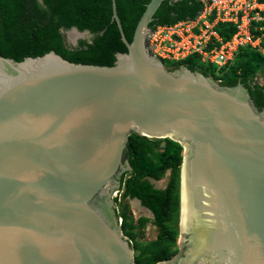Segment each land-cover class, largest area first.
Returning <instances> with one entry per match:
<instances>
[{"label":"water","instance_id":"95a60500","mask_svg":"<svg viewBox=\"0 0 264 264\" xmlns=\"http://www.w3.org/2000/svg\"><path fill=\"white\" fill-rule=\"evenodd\" d=\"M163 1L129 41L112 0L128 47L112 66L0 55V264H137L114 198L133 133L183 145L181 247L157 264H264V109L244 83L153 52Z\"/></svg>","mask_w":264,"mask_h":264},{"label":"trees","instance_id":"16d2710c","mask_svg":"<svg viewBox=\"0 0 264 264\" xmlns=\"http://www.w3.org/2000/svg\"><path fill=\"white\" fill-rule=\"evenodd\" d=\"M116 1L126 36L131 41L150 0ZM201 8L198 0H164L150 27L153 29L195 17ZM112 16V0H0V55L21 61L27 56H41L54 50L73 62L112 66L118 52L128 51ZM73 27L88 30L92 37L80 38L77 45H68L63 31ZM218 30L224 39H229L235 28L232 24L221 23ZM262 44L264 46V40ZM174 62L206 75L212 74L224 85L244 83L258 108L264 109V84L254 79L259 72L264 73V54L260 50L242 47L232 63L218 69L220 75L216 73L215 64L203 63L198 54ZM162 142L166 143L164 147ZM128 145L133 170L123 175L122 198L140 199L153 212V222L160 232L156 240L136 241L134 229L139 224L131 218L128 203L120 210L122 227L138 251L136 263L157 264L179 251L183 145L171 138L158 140L136 133L130 136ZM169 170L166 186H156L153 179H162Z\"/></svg>","mask_w":264,"mask_h":264},{"label":"built area","instance_id":"2783aa9c","mask_svg":"<svg viewBox=\"0 0 264 264\" xmlns=\"http://www.w3.org/2000/svg\"><path fill=\"white\" fill-rule=\"evenodd\" d=\"M201 10L195 17L151 29L148 39L155 54L165 60L179 61L198 54L203 63L219 69L233 62L236 53L246 46L264 54V2L260 0H198ZM221 23L232 24L234 33L224 39L218 30ZM259 34H256L257 32ZM122 190L114 192V198ZM121 200V199H119ZM119 219L123 222L118 205Z\"/></svg>","mask_w":264,"mask_h":264},{"label":"rangeland","instance_id":"374dc122","mask_svg":"<svg viewBox=\"0 0 264 264\" xmlns=\"http://www.w3.org/2000/svg\"><path fill=\"white\" fill-rule=\"evenodd\" d=\"M63 32H64L66 43L68 45H74L73 39L71 37V31L65 30ZM85 37H87L89 39L91 38V36H89V35H85ZM165 62L169 68L174 67V66H178L177 64H175V62L173 60H170V61L165 60ZM206 64H209V63H206ZM210 64H212V63H210ZM218 69L219 68L217 67L216 73H217V75H220V72L218 71ZM214 77L217 79L216 76H214ZM254 79L256 81H258L260 84H264V73L259 72L257 74V76H255ZM151 139L161 140L163 138H151ZM182 154H183V152H182ZM168 178H169V174L167 173L165 175V177H163L162 179L156 180V186H158V187L166 186ZM116 199H117L118 205L120 206L121 211L123 210L124 205L126 203L129 204V214H130L131 218L134 220V222L139 224V227L134 229V231L137 232L136 241L138 240L139 242L147 243L149 241L156 240L158 238L160 229L153 222L154 216H153L152 211H150L148 208L143 206L138 199H129V198L125 199V198H122V196H118L117 198H115V200ZM119 199H121V200H119ZM143 218L145 220H142ZM178 228H179L178 248L180 251V247H181V245L179 243V241H180V222H179ZM179 251L175 255H177L179 253ZM136 253H138V251H136ZM136 253H135V255H136Z\"/></svg>","mask_w":264,"mask_h":264},{"label":"bare ground","instance_id":"6f19581e","mask_svg":"<svg viewBox=\"0 0 264 264\" xmlns=\"http://www.w3.org/2000/svg\"><path fill=\"white\" fill-rule=\"evenodd\" d=\"M76 34V35H75ZM77 36V33L75 32H71V37H76Z\"/></svg>","mask_w":264,"mask_h":264},{"label":"crops","instance_id":"0c3cea01","mask_svg":"<svg viewBox=\"0 0 264 264\" xmlns=\"http://www.w3.org/2000/svg\"><path fill=\"white\" fill-rule=\"evenodd\" d=\"M141 203V202H140ZM142 204V203H141ZM143 205V204H142ZM144 206V205H143ZM147 208V207H146ZM153 213V212H152ZM153 216H154V214H153Z\"/></svg>","mask_w":264,"mask_h":264},{"label":"flooded vegetation","instance_id":"af4514ba","mask_svg":"<svg viewBox=\"0 0 264 264\" xmlns=\"http://www.w3.org/2000/svg\"><path fill=\"white\" fill-rule=\"evenodd\" d=\"M85 38H87V37H85ZM133 199H138V198H133Z\"/></svg>","mask_w":264,"mask_h":264}]
</instances>
